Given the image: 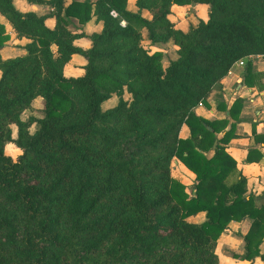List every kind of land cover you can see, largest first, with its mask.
<instances>
[{
    "label": "trees",
    "instance_id": "16d2710c",
    "mask_svg": "<svg viewBox=\"0 0 264 264\" xmlns=\"http://www.w3.org/2000/svg\"><path fill=\"white\" fill-rule=\"evenodd\" d=\"M30 1L53 6V27L46 14L0 0L16 36L29 39L23 54L0 55V264H218V236L244 217L243 252L232 256L264 262V199L255 203L240 172L228 180L236 162L224 144L234 123L218 137L227 121L194 112L236 60H264V0H136V11L126 0H94L93 9L88 0ZM198 2L209 5L208 18L174 27L171 5ZM92 14L102 28L83 49L73 40L85 33L69 18L84 23ZM142 27L152 42L177 45L165 67L162 52L141 43ZM7 38L0 23V46ZM76 52L84 73L65 76ZM256 74L248 67L247 83ZM113 92L117 103L103 109ZM37 95L43 115L21 119ZM240 106L235 99L232 116ZM8 141L21 148L16 158L4 150ZM175 156L195 173L192 194L171 175ZM200 210L204 221L187 219Z\"/></svg>",
    "mask_w": 264,
    "mask_h": 264
},
{
    "label": "crops",
    "instance_id": "0c3cea01",
    "mask_svg": "<svg viewBox=\"0 0 264 264\" xmlns=\"http://www.w3.org/2000/svg\"><path fill=\"white\" fill-rule=\"evenodd\" d=\"M72 0H64V5H68ZM84 1V0H78ZM93 9V1L88 0ZM14 6L20 11H34L37 14H46L45 23L49 27L55 25L56 19L53 13V6L45 3L34 2L30 0H12ZM126 8L132 11L138 10L136 0H126ZM209 5L204 2L190 4L173 3L168 14L174 27L187 31L192 25L197 24L199 19L208 18ZM140 14L145 18H150L151 13L148 9H140ZM68 26L74 31H83L85 34L73 40V43L83 49L91 46L92 41L89 34L98 32L102 28V21L96 19L94 14L84 23H80L77 17L71 16ZM124 23V20L121 21ZM0 23L4 25L8 38L0 46V55L3 58L11 57L25 52L24 44L29 40L26 37L18 38L12 25L6 17L0 13ZM141 43L148 47L150 51L159 50L162 52V65L165 67L170 60L177 57V45L172 39L166 42H152L148 37L146 27L141 28ZM243 63L236 60L228 72L212 87L205 102H200L194 106V112L207 119L226 120L227 123L223 130L218 132L220 137L224 130L228 129L231 123H234L235 136L231 137L225 144V151L233 157L236 162V171L229 176V181L234 180L239 172L246 177L247 190L256 195L255 203L259 205L264 199V60L261 55H249L242 59ZM86 59L81 53H73L70 59L63 66L65 76H78L84 73V64ZM253 73H258L254 77H249L250 83H247L245 74L247 69ZM263 71L259 74V72ZM1 76V70H0ZM124 98H129V93L123 91ZM241 98V106L236 116H232L230 108L235 99ZM118 101V95L112 93L111 96L101 103L103 109L115 105ZM44 99L37 95L20 113V118L25 120L29 116L41 117L43 115ZM11 137L17 136V125L12 122L9 124ZM36 122H32L29 131L36 129ZM252 127L256 137L252 133ZM190 134L189 126L183 123L179 129L180 137H187ZM215 145V142L213 146ZM4 150L11 157L16 158L21 153V148L13 141H8L4 145ZM213 150H208L210 156ZM251 158H248L250 157ZM171 175L185 186V190L194 193L195 173L190 170L178 157H173L170 165ZM206 218L205 211L200 210L187 216L192 222H202ZM250 220L244 217L241 220H230L226 229L218 236L215 250L218 254V264H264L259 256L252 260L236 258L232 253L243 252L242 235L248 229ZM225 248V253L220 254V248ZM260 250H264V239L259 245Z\"/></svg>",
    "mask_w": 264,
    "mask_h": 264
},
{
    "label": "rangeland",
    "instance_id": "374dc122",
    "mask_svg": "<svg viewBox=\"0 0 264 264\" xmlns=\"http://www.w3.org/2000/svg\"><path fill=\"white\" fill-rule=\"evenodd\" d=\"M219 252H220V254H222V253L224 254V253L226 252V251H225V248H224V247L222 248V246H221Z\"/></svg>",
    "mask_w": 264,
    "mask_h": 264
},
{
    "label": "built area",
    "instance_id": "2783aa9c",
    "mask_svg": "<svg viewBox=\"0 0 264 264\" xmlns=\"http://www.w3.org/2000/svg\"><path fill=\"white\" fill-rule=\"evenodd\" d=\"M242 59H243V58H241V59H238L239 63H243Z\"/></svg>",
    "mask_w": 264,
    "mask_h": 264
}]
</instances>
